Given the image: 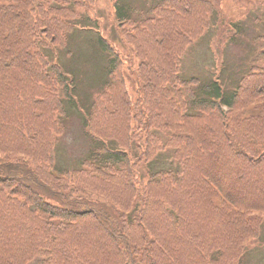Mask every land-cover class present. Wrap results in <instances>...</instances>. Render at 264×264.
Here are the masks:
<instances>
[{
  "label": "trees",
  "instance_id": "obj_1",
  "mask_svg": "<svg viewBox=\"0 0 264 264\" xmlns=\"http://www.w3.org/2000/svg\"><path fill=\"white\" fill-rule=\"evenodd\" d=\"M100 1L0 0V264H244L264 230V64L230 84L182 75L223 0L114 1L138 99L95 38L107 66L81 109L88 153L58 166L76 67L48 52L99 27ZM165 150L176 167L144 172Z\"/></svg>",
  "mask_w": 264,
  "mask_h": 264
},
{
  "label": "rangeland",
  "instance_id": "obj_2",
  "mask_svg": "<svg viewBox=\"0 0 264 264\" xmlns=\"http://www.w3.org/2000/svg\"><path fill=\"white\" fill-rule=\"evenodd\" d=\"M114 1L101 0L99 2L97 11L91 13L98 19L99 27L80 28L72 38L68 51H60L57 58L48 52L51 59L64 68V65L69 66L71 63L76 67L74 71L77 89L74 95L77 103L71 111L72 118L68 124L67 133L61 138L57 150V164L61 168H76L79 162L86 157L90 146L89 138L82 128V117L85 111L81 109L88 97L92 95L91 98H94L99 93V85L106 78L105 68L107 66L106 56L102 54L98 45L92 42L95 38L97 41L98 37H105L117 51L122 53L126 59L125 62L128 63L126 78L134 101L139 96L135 75L136 63L129 62L130 57L131 59L134 57V53L122 40L120 28L116 22ZM127 1L139 7H146L160 0ZM216 15V21L206 31L203 38L190 46L186 52L182 75L187 79L191 76H198L203 80L221 78L224 83L226 81L230 84V81L234 82L240 78L252 66H263L264 64V59L258 55L264 50V6L257 0H223L222 8ZM234 24L240 25L236 39L232 38ZM133 151L136 155L139 154L136 146ZM172 155L171 150H165L151 164V167L149 165L143 169L144 172L175 168L176 163ZM32 264L42 263L38 259ZM244 264H264V230L259 239L250 241Z\"/></svg>",
  "mask_w": 264,
  "mask_h": 264
}]
</instances>
